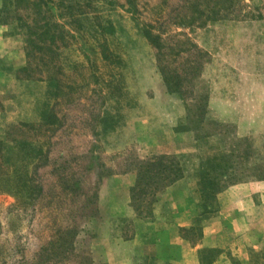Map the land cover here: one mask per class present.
<instances>
[{
    "label": "rangeland",
    "instance_id": "1",
    "mask_svg": "<svg viewBox=\"0 0 264 264\" xmlns=\"http://www.w3.org/2000/svg\"><path fill=\"white\" fill-rule=\"evenodd\" d=\"M197 2L0 0V264H200L207 247L214 264H264L263 1L183 26L218 0ZM145 25L164 36L185 99L167 90ZM161 154L183 180L139 217L137 167ZM221 155L232 178L205 214L200 171ZM215 214L230 234L204 240ZM171 223L172 263L154 246Z\"/></svg>",
    "mask_w": 264,
    "mask_h": 264
},
{
    "label": "trees",
    "instance_id": "2",
    "mask_svg": "<svg viewBox=\"0 0 264 264\" xmlns=\"http://www.w3.org/2000/svg\"><path fill=\"white\" fill-rule=\"evenodd\" d=\"M62 1V0H61ZM201 0H199L200 2ZM261 4L264 8V0ZM197 2V4L199 3ZM220 3V5H219ZM242 4V0H218L212 9H209L203 3L198 4L207 9V14L203 11L201 17L191 21H183V26H191L196 22H200L206 17L205 21L219 20L222 10L228 8L234 13L238 12V8ZM217 5V6H216ZM203 10V8H202ZM225 11V10H224ZM249 14V13H248ZM259 17L263 14L259 13ZM204 23V20H203ZM142 32L150 44L157 50L158 69L162 75L163 81L170 93L178 94L182 99H185L186 91L182 88L184 78L177 69H172L168 63L167 50L169 48L164 36L161 33H155L153 25H145ZM194 47H198L194 44ZM199 50V48H198ZM199 53H202L199 51ZM106 59L109 56L105 54ZM197 66V63L195 64ZM197 69V67H195ZM186 76V75H185ZM195 77V76H194ZM193 100L194 98L191 97ZM45 120H54V115L51 112L45 113ZM228 162L227 156H215L207 159L200 171L199 188L205 214L213 213V205L216 203V198L219 192L227 187L223 180H229L232 177L230 166L223 165ZM184 177V170L181 162L177 157L172 155H156L142 163L137 167V179L134 186L131 188V206L135 213L142 217L145 214L147 217L151 216V209L157 202L159 193L180 181ZM259 179L264 176L260 175ZM29 189L32 194H38L39 186L36 183H31ZM200 264H214L219 258L221 251L216 248H202L198 251Z\"/></svg>",
    "mask_w": 264,
    "mask_h": 264
},
{
    "label": "crops",
    "instance_id": "3",
    "mask_svg": "<svg viewBox=\"0 0 264 264\" xmlns=\"http://www.w3.org/2000/svg\"><path fill=\"white\" fill-rule=\"evenodd\" d=\"M182 180L183 179H181L180 181H178V182H176L175 184H173L172 186H170V187H168L167 189H166V191L167 192H169L170 190L172 191L174 188H175V186H177L180 182H182ZM240 188H247V186H241ZM234 189H236V188H234ZM226 195V194H225ZM225 195H223V197H221L220 199H219V201L221 200V199H225L224 197H225ZM247 198H250V197H246V199L245 200H241V199H238V200H235L234 201V203H238V204H244V203H249V202H252V200L251 199H247ZM251 200V201H250ZM221 213V212H220ZM245 217H246V215H245V213H244V216H243V218L242 219H245ZM220 218H221V216H219L218 214L216 215L215 214V216L213 215V216H211L208 220H207V222L205 223V229H204V237H203V239L204 240H207V239H217L218 237H220L221 236V234H223V233H227V232H229L230 230H228V229H224L225 227H223V228H220L219 227V223H218V221L220 220ZM180 225H183V224H179L178 226H180ZM166 226V230H167V228L169 227V226H171L168 230H170V231H167V233H165L166 234V236H168V240H166V241H162V240H159V241H157V242H155V245L154 246H161V247H163L164 249H165V252H164V255H163V258H162V260H166V261H169V260H171V262L170 263H172V262H174L175 261V259L173 258V256L180 250V245L182 244L181 243V241L179 240L178 241V238H177V236L175 235V233H174V229H172V223L171 224H166L165 225ZM184 226V225H183ZM235 230H237V229H235ZM245 232V231H244ZM234 233V232H233ZM243 233V231H241V233H238L239 235H241ZM228 234V233H227ZM230 234V233H229ZM228 234V235H229ZM237 235V234H236ZM248 235V234H247ZM173 237V238H172ZM174 237L175 238H177V241H175L174 240ZM246 237V236H245ZM245 237H242V238H239V242H240V240L241 241H245ZM209 245H211V246H214L213 244H209ZM198 247H200V246H197V247H195V248H192V250H195V251H197L198 250ZM233 250H235V248H233ZM174 259V260H173ZM173 260V261H172ZM218 262V261H217ZM175 263L176 264H182V262L180 261V260H176L175 261ZM195 264H198V261H197V263H195Z\"/></svg>",
    "mask_w": 264,
    "mask_h": 264
}]
</instances>
